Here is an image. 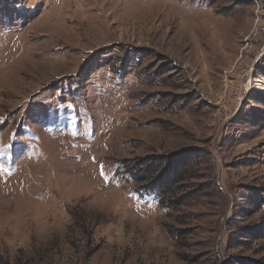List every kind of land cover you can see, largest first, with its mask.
I'll return each instance as SVG.
<instances>
[{"label":"rangeland","instance_id":"obj_1","mask_svg":"<svg viewBox=\"0 0 264 264\" xmlns=\"http://www.w3.org/2000/svg\"><path fill=\"white\" fill-rule=\"evenodd\" d=\"M0 169V264H264V0H0Z\"/></svg>","mask_w":264,"mask_h":264},{"label":"trees","instance_id":"obj_2","mask_svg":"<svg viewBox=\"0 0 264 264\" xmlns=\"http://www.w3.org/2000/svg\"><path fill=\"white\" fill-rule=\"evenodd\" d=\"M180 167H182V165L179 166L178 164H174V168H172V174L167 176V178H165V180L158 181V182H156V184L154 183L155 187L149 188V186H147V187H143V188H146L149 191V195H152L153 199L157 200L156 202L163 204L164 200H166V196H167L164 188L169 187V185H170L169 188H171V184L173 183V181L180 178L179 177V174H181V171L179 169ZM133 177L135 178V181L138 182L139 184H144V183L148 182L147 179L145 178V176L141 178V177H138V175L137 176L133 175ZM262 203L264 205L263 199H262ZM259 238H264V237L262 236Z\"/></svg>","mask_w":264,"mask_h":264},{"label":"snow or ice","instance_id":"obj_3","mask_svg":"<svg viewBox=\"0 0 264 264\" xmlns=\"http://www.w3.org/2000/svg\"><path fill=\"white\" fill-rule=\"evenodd\" d=\"M2 170V169H0ZM101 174L103 175V166L101 165Z\"/></svg>","mask_w":264,"mask_h":264}]
</instances>
